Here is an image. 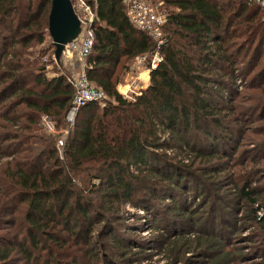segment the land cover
Masks as SVG:
<instances>
[{
	"label": "trees",
	"instance_id": "16d2710c",
	"mask_svg": "<svg viewBox=\"0 0 264 264\" xmlns=\"http://www.w3.org/2000/svg\"><path fill=\"white\" fill-rule=\"evenodd\" d=\"M51 1L0 0V264H135L127 206L150 217L148 232L169 233L154 247L173 248L170 264L196 254L220 264L228 257L213 238L224 241L231 220L237 233L239 215L258 230L264 259V167L235 156L264 137V10L253 0H153L167 14L158 47L123 0H98L86 73L109 101L82 107L59 147L41 119L66 129L74 89L46 43ZM140 56L151 59L150 84L130 100L117 71ZM222 193L232 217L210 204ZM186 232L201 243L191 255L190 240L166 241Z\"/></svg>",
	"mask_w": 264,
	"mask_h": 264
},
{
	"label": "rangeland",
	"instance_id": "374dc122",
	"mask_svg": "<svg viewBox=\"0 0 264 264\" xmlns=\"http://www.w3.org/2000/svg\"><path fill=\"white\" fill-rule=\"evenodd\" d=\"M253 1L254 4L256 2L264 10V0H253ZM49 40L50 37L48 38L46 43ZM48 56H50V53L48 54ZM65 58L66 57L64 56H62L61 58L62 61L61 70L63 71L64 74H68L70 70L68 64H65L64 61ZM70 61L76 65L79 63L78 59L75 56H73ZM149 61H151L150 57L145 56V59L143 60H139V58H137L136 60L132 61L130 64L125 62L122 65H120L117 71V76L119 77V84L117 86V90L119 94L131 100L135 95H139L140 92H143L149 87L150 73H151L150 69L148 68ZM54 68H55V64H50V66L48 67L49 77H52L56 73L54 71ZM237 86L240 92L244 93L246 91L244 87H242L241 83H238ZM107 99L105 100V102L100 103L101 107L104 106L109 101V99L108 101ZM66 122L68 123L67 124L68 127L66 129L62 130L61 128L58 129L55 127L53 133L47 130V128L44 126V123L42 122V119L40 124L42 125V128L46 133L60 135L59 147H62L63 144L62 140L65 138V136L68 133V130L72 126L70 122L68 121ZM248 139H249L248 140L249 143L246 146L241 147L237 155L235 156L239 157L238 154L240 155L244 154L245 156H249L250 159L254 157L259 160V166L261 165L264 167V159L262 158L264 156V145L263 143L261 144V141L264 140V137H261L258 141L253 140L256 139L253 136H250ZM1 162L2 164L6 163L7 159H2ZM221 199H223L224 202H221ZM231 200L232 197L226 196L225 194L222 193V194H218V199L215 202L212 203L210 202V204L217 207V210H224V216L226 215L228 216L232 213L231 207L233 206V203ZM196 204L197 206L196 209L194 210H197V207L199 208V204L198 203ZM242 205L245 204L242 203ZM241 209H243V206ZM245 209L248 210V208ZM126 211H127L125 217L126 223L129 225L134 224L135 227L134 231H127L125 233L126 235H131V237L134 240L133 243L134 246L132 252L133 253L138 252L139 254L137 256L138 260L136 261L135 264H170L169 253L173 248H169L168 246H166L165 244L163 245L162 243H158L157 244L158 247H154L157 239L164 241L165 236H167L169 233L160 231L158 229H156L155 232L152 233L148 232L149 227H147L145 221L146 219L147 221H149L150 217L146 213H144L143 211H139L131 206H127ZM230 216L232 217L233 215ZM258 216L259 217L264 216V208L259 209ZM144 217L146 219H144ZM186 217H188V215H186ZM235 218H236L235 221L238 222V228H239L238 229L239 231H237V233L232 229L233 228L232 223L234 222V220H231L229 221L230 225H228V227L225 226L226 232L224 233L225 235L224 241L221 240L220 236L218 235L219 233H216V235L214 236L215 238H213L215 239L216 242L217 241L221 242L220 246L224 248L222 252L228 257V258H223L220 264H264V259H262L258 255L256 249L257 248L256 246L258 245V242L256 241L257 240L256 234L258 230L252 227L251 222L246 221L248 217H246V220H244L245 217H241L240 215L238 217L236 216ZM179 222L182 224L185 223L190 224L189 221L186 220L184 217H182V219ZM179 222L176 224V228L177 231L181 232L183 228H181ZM211 224L212 222L206 225L203 220V226L201 227L200 230H205V231L208 230L209 225ZM200 225H202V223ZM186 228L187 229L190 228V225L189 227L187 226ZM207 232L208 231H206V233ZM173 236L174 235L169 236L166 240L167 244H169L170 247H172V241L176 242L177 240H179L181 242L180 244H183L188 240H190L191 241L190 246L192 247V250L190 251L189 255H191L196 251L193 249L200 250L199 246L201 243L196 238L197 234L191 235L189 232H186L184 238L182 239ZM262 249L264 250V246H262ZM210 254L214 255L215 253L210 252ZM236 255H238L236 259L234 260L229 259V258H235L234 256ZM191 258L192 260H190L189 264H213L210 263V261H208L207 258H203L199 254H196L194 258L193 257Z\"/></svg>",
	"mask_w": 264,
	"mask_h": 264
},
{
	"label": "built area",
	"instance_id": "2783aa9c",
	"mask_svg": "<svg viewBox=\"0 0 264 264\" xmlns=\"http://www.w3.org/2000/svg\"><path fill=\"white\" fill-rule=\"evenodd\" d=\"M71 2L82 29L79 37L66 46L63 52V56L66 57L64 59L65 64H68L70 70L67 74V79L74 89L72 107L67 115V121L73 125L77 112L82 107L89 103H103L107 99V95L103 89L89 80L86 73L88 67L86 59L94 45L93 26L97 20L96 4L98 0H71ZM123 2L127 9V16L132 24L148 33L158 47L161 46L163 44L164 28L167 24L165 11L160 10L153 0H123ZM73 56L79 61L77 65L70 61ZM138 58L143 60L145 56ZM53 60L55 61L54 56ZM45 61L47 60L45 59ZM160 61V55L156 54L151 66L153 68L156 67ZM42 122L49 132H54L55 125L53 122L45 117Z\"/></svg>",
	"mask_w": 264,
	"mask_h": 264
},
{
	"label": "water",
	"instance_id": "95a60500",
	"mask_svg": "<svg viewBox=\"0 0 264 264\" xmlns=\"http://www.w3.org/2000/svg\"><path fill=\"white\" fill-rule=\"evenodd\" d=\"M48 31L55 46V61L60 64L66 46L76 40L82 31L71 0L51 1Z\"/></svg>",
	"mask_w": 264,
	"mask_h": 264
},
{
	"label": "crops",
	"instance_id": "0c3cea01",
	"mask_svg": "<svg viewBox=\"0 0 264 264\" xmlns=\"http://www.w3.org/2000/svg\"><path fill=\"white\" fill-rule=\"evenodd\" d=\"M54 75H55V74H54ZM54 75H53V76H54Z\"/></svg>",
	"mask_w": 264,
	"mask_h": 264
}]
</instances>
